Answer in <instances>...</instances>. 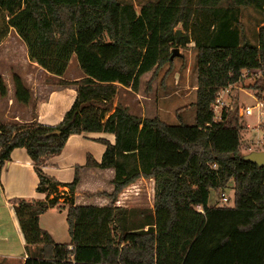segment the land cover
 I'll return each instance as SVG.
<instances>
[{"label":"trees","instance_id":"trees-1","mask_svg":"<svg viewBox=\"0 0 264 264\" xmlns=\"http://www.w3.org/2000/svg\"><path fill=\"white\" fill-rule=\"evenodd\" d=\"M0 10L6 27L0 38L13 28L29 57L61 86H78L56 125L39 122L37 113L30 122H0V170L15 148L24 147L39 177L37 191L47 195L14 201L28 254L24 264H264V166L243 158L246 124L238 110L224 109L215 119L212 107L217 92L245 69L262 70L251 87L258 96L264 91V0H0ZM244 10L256 13L250 28ZM178 28L179 46L193 43L196 51L194 124L181 114L187 106L177 109L178 123L169 124L159 115L134 114L121 101L114 108L113 98L83 87L97 84L90 77L64 78L77 46L113 43L118 53L105 66L124 73L131 71L128 48L158 47L151 84L165 66L166 75L175 69ZM13 84L15 100L32 103V90L17 73ZM8 89L0 75V98ZM94 132L115 136L114 143L98 138L106 145L100 163L88 156V165L115 172L113 190L100 192L109 198L106 206L76 204L83 166L69 183L43 168L71 134ZM142 178L154 179L153 206L118 205L120 193ZM232 187L233 205L209 206L211 189L221 200ZM55 206L68 210L71 243L56 242L40 225L41 214Z\"/></svg>","mask_w":264,"mask_h":264},{"label":"crops","instance_id":"crops-1","mask_svg":"<svg viewBox=\"0 0 264 264\" xmlns=\"http://www.w3.org/2000/svg\"><path fill=\"white\" fill-rule=\"evenodd\" d=\"M7 36L0 38V46L4 43ZM190 44L193 45V43ZM118 50V46L113 43L77 46L67 68L72 67L71 73L70 75L67 74L65 79L70 81H80L85 77L94 79L97 84L83 87L91 92H100L107 97L113 98L114 108L120 101L129 107L127 97L137 99L142 102L141 116L143 117L149 116L146 113L143 101L157 102V109L154 111L156 114L154 115L162 117L163 115L160 113L161 110H165L164 101L166 99L175 100L177 96L181 95L179 87L183 83L180 79L181 71L175 68L166 75L165 70L161 76L159 74L151 84L147 83V87L142 89V77L152 72L157 64L158 47L136 46L128 48L126 61L131 67V71L128 73H124L115 67L105 66L106 61L115 56ZM130 51L133 53L131 56L129 55ZM29 63H31V66H26V69L22 67L23 69H20L22 72H14L19 74L28 85L30 84V79L33 78L28 76L33 73L31 70H35V67L44 70L35 61L29 60ZM6 74L2 73L1 75L7 82L9 91L8 95L4 97V101L7 102H0V104L2 103L0 118L20 123L30 122L33 120V115L27 117V115H24L27 111L24 112L23 109L31 105V103L28 105L22 104V107L19 106L21 103H18L19 105L17 104V106L14 104L15 89H12L11 79L5 77ZM24 75L28 76L29 80H26ZM52 86L47 95L37 99L38 105L34 108V114L37 113L38 121L48 125H56L62 120L65 112L72 106L77 96L78 87L77 85ZM46 87H49L48 82H46ZM186 88L188 87L185 85L184 89ZM194 89H197V85ZM0 100L3 99L1 98ZM98 138H107L112 143L115 141L113 134L105 132L71 134L62 152L49 157L43 164L44 171L62 183L72 182L75 177L76 166H83L80 172L81 180L74 193L76 204L106 206L110 202L109 198L100 195V192H111L113 190L114 170L112 168H101L93 164L88 165L89 155L98 163L102 161L106 145L99 142ZM1 169L0 264H14L15 261L17 264H24L28 254L25 248L24 235L20 229L19 220L14 209V201L21 197L45 200L47 195L37 191L39 177L35 171L34 163L24 147L15 148L11 153L10 159L4 163ZM151 181L155 185L154 179L142 178L138 182H148L150 184ZM60 191H68V187H61ZM63 201L64 198L61 199V203ZM67 218V209H62L58 206L51 207L41 214L40 225L52 235L56 242L71 243L72 235ZM15 238L18 239L19 244L17 248L14 246Z\"/></svg>","mask_w":264,"mask_h":264},{"label":"rangeland","instance_id":"rangeland-1","mask_svg":"<svg viewBox=\"0 0 264 264\" xmlns=\"http://www.w3.org/2000/svg\"><path fill=\"white\" fill-rule=\"evenodd\" d=\"M255 15L256 13L253 10H244L243 19L245 20L249 28L250 26L254 25L253 16ZM2 28L5 30L6 27L2 25L1 10H0V34H1ZM8 31H9L7 33L8 36L5 38L4 43L0 46V75L2 73H7L5 77H7L8 79H11L12 89H15L14 84L12 83L13 73L22 72V70L20 69H23V68L26 69V66H31V63H29V60L31 61H34V60L29 57L28 48L25 42L19 37L17 32L13 28H9ZM180 51L182 52V56L174 58V61H175L174 67L181 71L180 79L183 82L182 85L179 86L181 89L180 90L181 95L177 96L175 100L166 99L164 101L165 110L164 111L161 110L160 114L163 115L161 118L165 122L169 124H176L178 123L177 109L182 106H187V108L184 111H182L181 114L183 115L184 121L186 123L194 124L195 123V113H196V107L193 105V103L196 100V89H194V87L197 85V81H198L197 80L196 51L192 44H188L185 47L180 45ZM166 67L167 66H165L162 70H160L158 75L160 74L161 76L162 73L166 70ZM35 68H36L35 70L34 69L31 70L33 71L34 74L30 73L28 75V76L33 77L30 79L31 80L30 84L28 85L26 83L33 93L31 105L23 109L24 112L27 111L26 114H24V115H27V117L33 115L34 104L36 105V107L38 105L37 99H40L43 95H47L50 88L53 87L52 85H60L59 77L52 75L48 73L47 71L45 72L44 70L39 69L38 67H35ZM71 68L72 67L67 69V72L65 73L64 78L67 76V74L70 75ZM152 73L153 71L149 72L147 75L142 77L141 79L142 89H145V87H147V83L150 80ZM158 75L155 77V79L158 77ZM28 76L24 75L26 80H29ZM148 78L149 80H147ZM153 80L154 79H152V81ZM46 82L49 83V87H46ZM254 83H255V79H246L245 82L240 84V86L243 85V87L246 89L237 90L239 94L241 91L240 99L237 101L238 105L242 103L247 104V105H254L255 99L251 97L252 96L251 92H253V88L251 86ZM185 85L188 88L184 89ZM2 99L3 100H0V102H3L5 100V98H2ZM14 101H15L14 104L17 106L19 102H16V100ZM6 102L7 101H4V103ZM127 102L129 103L130 111L132 113L141 115L142 113V107H141L142 102L141 101L134 99L132 97H127ZM143 103H144V107L146 108L147 115L153 116L154 114H156V112L154 111H156L157 109V105H158L157 102L144 100ZM19 106L22 107V104H20ZM1 107H2V103L0 104V109ZM236 114L237 116L241 117L238 113ZM242 119H243L242 123L246 124L245 125L246 128L241 134V138H242L241 148L244 154H247L252 151H264V126L263 127L258 126V122H257L258 120L255 114L252 116L242 117ZM0 122H8V121L0 118ZM247 123L250 124V127L247 126ZM258 140H261L263 142L262 145H257ZM1 171L2 169L0 170V177H1ZM154 187L155 185L152 181L150 184H148V182L146 183V182L137 181L136 183L125 188L122 191V193H120L117 203L121 204L122 206H127V207H145V208L152 207L154 203ZM226 194L230 199L229 203L227 204L233 205L234 203L233 187L227 189ZM21 198L30 199L31 197H21ZM219 202L221 203L220 193L216 189H211L210 198H209V206L218 205L220 204ZM17 245H19L18 239L15 238L14 240L15 248H17ZM14 264H17V262L15 261Z\"/></svg>","mask_w":264,"mask_h":264},{"label":"built area","instance_id":"built-area-1","mask_svg":"<svg viewBox=\"0 0 264 264\" xmlns=\"http://www.w3.org/2000/svg\"><path fill=\"white\" fill-rule=\"evenodd\" d=\"M263 76L262 70H251V69H245L240 77L239 81L236 83L229 84L223 88H221L216 95L215 101L212 104L213 110L215 112V119H220L221 118V113L222 111L228 110L232 111L237 109L238 114L241 117H246V116H252L256 115L257 117V122L258 126H264V91L262 92L261 96H258L255 91L251 92L252 98L255 99L254 105H247V104H242L238 105L237 101L240 99L241 91L240 94L237 90H242L246 89L243 87V85L240 86L243 82H245L246 79H255L257 81L259 78ZM236 90V91H235ZM247 126L250 127V124L247 123ZM262 141L258 140L257 145H262ZM222 198L221 202L227 203L229 202V197L227 196L226 193H222ZM196 209L202 213H204V208L202 205L198 204L196 205Z\"/></svg>","mask_w":264,"mask_h":264},{"label":"water","instance_id":"water-1","mask_svg":"<svg viewBox=\"0 0 264 264\" xmlns=\"http://www.w3.org/2000/svg\"><path fill=\"white\" fill-rule=\"evenodd\" d=\"M176 35H177V38H176L177 46H175L172 49L171 59L182 56L179 43H180V39L183 34L180 28L176 29ZM243 158L247 161H251V162L258 164L259 166H264V151H252L247 154H244Z\"/></svg>","mask_w":264,"mask_h":264}]
</instances>
